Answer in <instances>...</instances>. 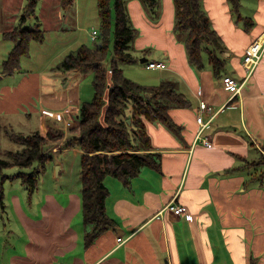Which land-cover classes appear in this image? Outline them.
Wrapping results in <instances>:
<instances>
[{
  "label": "crops",
  "instance_id": "obj_1",
  "mask_svg": "<svg viewBox=\"0 0 264 264\" xmlns=\"http://www.w3.org/2000/svg\"><path fill=\"white\" fill-rule=\"evenodd\" d=\"M11 1L0 0V21L4 12L8 22H0V117L5 118L0 138L12 143L11 132L47 135L54 129L64 135L61 141L48 143L49 159L27 202L21 194L6 199L4 183L7 203L4 200L0 219L8 212L9 202L16 216H7V231L0 221V264H264V162H257L264 154V50L250 75L242 64L250 42L264 38V0H240L238 14L243 20L227 0H200L223 44L216 50L209 47L224 60L217 72L205 51L200 70L187 59L185 45L173 31V0H159L155 18L141 0H126L128 17L138 32L131 42L132 54L137 61L145 56L147 61L165 65L119 63L123 74L142 85L170 80L190 104L168 109V115L181 126L180 135L157 121H145L150 148L139 151L159 153V168L141 167L128 186L114 176L105 177L109 189L105 210L113 224L88 245L83 244L82 150L76 143V128L92 68L63 70L55 67L59 57L53 65L48 62L45 67L26 70L22 57L17 70L2 74V59L13 46L3 32L17 25L13 14L7 16ZM25 4L26 0H20L18 7ZM43 4L54 8L56 18L73 16L76 20L82 3L75 0L65 9L60 0H37L35 7ZM248 19L252 23L245 27ZM37 21L42 29L39 17ZM223 75L232 76L240 91L230 93L222 83ZM202 100L211 106L210 111L199 112ZM19 109L25 111L26 122L15 121ZM65 109L71 112L67 118L65 114L61 120L53 116ZM198 113L207 122L203 131L209 135L208 145L196 141ZM6 181H17L24 189L19 179ZM171 202L184 205L189 217L167 209ZM6 234H13L8 245L3 240Z\"/></svg>",
  "mask_w": 264,
  "mask_h": 264
},
{
  "label": "trees",
  "instance_id": "obj_2",
  "mask_svg": "<svg viewBox=\"0 0 264 264\" xmlns=\"http://www.w3.org/2000/svg\"><path fill=\"white\" fill-rule=\"evenodd\" d=\"M227 1L230 2L232 12L243 20L238 14L241 1ZM36 2L37 0H31L29 3L33 9ZM125 2L126 0H97L98 42H94L92 46L78 45L76 49L66 53L57 65L63 70L89 67L93 74V96L89 101L80 103L79 135L76 142L82 150L79 157L80 204L85 225V245L93 242L95 237L113 224L105 210L104 202L109 193L104 184L105 177L114 176L128 186L141 167L150 166L156 170L159 168V153H138L141 149L150 148L145 121H157L174 135H180L181 126L168 115V109L174 106L188 107L190 104L170 80H160L157 85H142L123 74L119 63L138 62V58L132 54L131 43L138 32L128 17ZM141 2L151 17L158 15L159 0ZM73 3L74 0L60 2L63 7H70ZM173 3V31L185 45L187 59L200 70L203 67L202 55L205 51L213 71L217 72L224 60L214 50L223 44L216 30L212 29L209 16L200 0H173ZM251 23L248 19L245 27ZM30 29L21 28L16 33V38L11 36V32L3 34L16 41L2 59V74H12L21 66L20 60L30 53L32 41L43 42V30L37 27L35 33L29 34ZM210 46L214 50H209ZM109 57L111 71L103 65L100 66ZM10 135L15 143L21 145V149L7 151L11 161L0 158V213L6 208L3 192L6 180L19 179L30 198L39 185L41 172L49 159V156L46 157L41 152V145L46 137L38 131H33L32 134L11 132ZM257 162L261 163L262 160ZM34 163H40L38 166L40 165L41 171L35 169L37 166ZM14 165L20 168L18 172L5 173L6 168Z\"/></svg>",
  "mask_w": 264,
  "mask_h": 264
},
{
  "label": "rangeland",
  "instance_id": "obj_3",
  "mask_svg": "<svg viewBox=\"0 0 264 264\" xmlns=\"http://www.w3.org/2000/svg\"><path fill=\"white\" fill-rule=\"evenodd\" d=\"M30 1L31 0H26L25 7L22 9H20L18 7L20 4V0H13V1L9 2V4H8L9 9L7 11L8 12L7 16H10L11 14H13V21H15V19H16L17 25L12 30L3 32L4 35L5 34L7 35L8 32H11V36L13 35V38H16V36H15L16 33H19L18 30H20L23 27H27L29 29L31 28L29 34L35 33L37 31V29H35V28H37V27L39 28L37 17H39V21L43 23L42 24L44 26V27H42L43 35H44L43 42L39 43V44L36 42H33V47L31 48L32 49L31 53L28 54L29 57L26 58V56H28V55L23 56L22 64H23V68H25L26 70L31 69V67H34V68L45 67V64L48 62H50L53 65V63L57 62L59 57L62 58L65 53L69 52L70 50L76 49V47L78 45H80L81 43L85 44V45L88 44V45L92 46L94 42H98L99 38L96 41L95 40L92 41L90 34H89L92 28H95L98 31V27H99L98 6L96 5V3H97L96 0H81V3H82L81 4V11L78 12L79 18H76V20H78L77 24H75L74 21H76V20L73 19L74 18L73 16L56 18L55 14H54V8L48 4H43L39 8L37 7L38 9L35 7V5H36L35 4L34 5L35 8L33 9V7L29 4ZM61 1L62 0H60V2ZM68 8L69 7H65V9H68ZM18 10H19V12H18ZM5 14L6 13H4V12L1 14V21L0 22L3 25L8 24V22H6V20H4ZM26 20H29V22H31V23L26 24L28 22ZM61 28H63V29L61 30ZM15 41L16 40L13 39V41H12L13 45H14ZM29 49H30V47H29ZM110 60H111L110 57H109V61H108V59L103 60L104 62H107V63H104V64L101 63L100 66L103 65L104 67L107 68L108 71H111ZM57 65H58V62L55 65V67H57ZM97 65H99V64H97ZM142 65H143V63H140V61H138V64H136L133 67H140ZM74 69L79 70L80 67H77ZM74 69H72V70H74ZM85 81H88V80H85ZM84 90L86 92V96L83 97V98H85L83 101H89V99L92 98L93 92H94V90L92 89V83H89L84 88ZM19 110H20L19 111L20 113L17 114L16 116H14L15 121L19 122V120L22 119L20 122H22V121L26 122V120L24 119V116H23L25 111H23L21 109H19ZM27 112L31 113L29 109H27ZM69 113H71V112H69ZM69 113H68V110L66 112L65 111L62 112L63 115L65 114L64 115L65 118H67V114H69ZM57 114L59 115L61 113L59 111H57L53 116L55 117ZM70 118L71 117L69 116L68 119H66V121L70 120ZM4 119H1V117H0V131L3 130ZM31 120L32 121L34 120V114L33 113H32ZM76 129L79 131V124H78V127ZM32 133L33 132L27 133V134H32ZM63 135L64 134L62 133V131L60 132L57 129L50 131V134L43 135L46 137L44 144L41 145V152L44 154V156L48 157L47 156L48 151L51 149V148H47L48 143L51 144V143H54L56 141H61L63 139ZM72 139H69V141ZM53 145H55V144H53ZM5 149H10L13 151L19 150V149H21V145L20 144L18 145L17 143H15L13 141H12V143H9L8 141L3 142V140L0 138V158H2V159L6 158V159L11 161V159H10L11 157H8ZM261 160H262V162H264V154L263 153H261V155L258 158V161H261ZM258 163H260V162H258ZM38 164H40V163H34V166H37V168H35V169L37 171L38 170L41 171L40 165L38 166ZM263 165L264 164H262L261 166H263ZM19 170H20V168L17 165H14L13 167L6 168L5 173H16ZM55 171H56V168H55ZM41 174H42V172H41ZM20 187H21V185L19 186L17 181L16 182L6 181V184H5L6 197H7L6 199L9 200V199H11V197L13 195L17 196V195L21 194L22 197H24V201L27 202L28 194H27V192H25V190L23 188H20ZM51 189H52V187L49 190H51ZM5 201L7 203V200H5ZM6 211H8V212L1 214L2 219H0V221H1L2 225L4 224V228L7 231L9 229V223H10V221H9L10 217H7V216H16L11 202L8 203V208ZM14 223H16V221H14ZM15 230H17V229H15ZM9 237L7 235L3 239L7 245L9 243L10 239H12L13 234H11Z\"/></svg>",
  "mask_w": 264,
  "mask_h": 264
},
{
  "label": "built area",
  "instance_id": "obj_4",
  "mask_svg": "<svg viewBox=\"0 0 264 264\" xmlns=\"http://www.w3.org/2000/svg\"><path fill=\"white\" fill-rule=\"evenodd\" d=\"M90 37L91 40H96L98 38V31L95 28H92L90 31ZM264 50V38H257L255 40H253L252 42H250V44L245 48L244 54L242 56V64H243V68L245 69V72L247 73V75H250L253 71V69L257 66L259 60H260V56L262 54ZM165 65L164 62L159 61V62H155V61H147L146 62V66L147 67H151V68H155V67H163ZM222 83L225 87L228 88L229 92L232 94H235L237 92L240 91V86L237 83L236 80H234V78L232 76L229 75H223L222 76ZM203 110H211V106H209L205 101H200V105H199V112L203 111ZM65 112L67 111V109L64 110ZM55 118H57L58 120H61L63 118V114L61 112V114H57L55 116ZM197 123H199V129H198V133L196 135V141L200 144H205L208 145L210 143V138L209 135L204 133L203 128L206 126L207 122H204L202 119V116L200 115V113L197 114ZM167 209H169L170 211H172L175 215L177 214H185V216L189 217L187 214V210L186 207L184 205L181 204H175L173 202L169 203L167 206ZM118 240H120V238H118ZM64 264V263H61ZM66 264V263H65Z\"/></svg>",
  "mask_w": 264,
  "mask_h": 264
},
{
  "label": "water",
  "instance_id": "obj_5",
  "mask_svg": "<svg viewBox=\"0 0 264 264\" xmlns=\"http://www.w3.org/2000/svg\"><path fill=\"white\" fill-rule=\"evenodd\" d=\"M139 61H141V62L144 63L145 61H147V58H146L145 56H144V57H140V58H139ZM138 153L141 154L140 151H138Z\"/></svg>",
  "mask_w": 264,
  "mask_h": 264
}]
</instances>
